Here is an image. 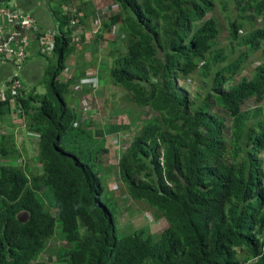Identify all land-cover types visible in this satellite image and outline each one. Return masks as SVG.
Instances as JSON below:
<instances>
[{"label": "trees", "instance_id": "obj_1", "mask_svg": "<svg viewBox=\"0 0 264 264\" xmlns=\"http://www.w3.org/2000/svg\"><path fill=\"white\" fill-rule=\"evenodd\" d=\"M110 1L115 10L94 24L102 41L112 37L109 82L146 114L131 121L142 125L118 158L123 187L118 195L108 188L113 171L99 154L109 151L77 123L72 101L100 81L66 68L71 31L54 10L60 27L46 91L8 82L0 97V119L15 115L38 136L32 160L40 166L18 164L15 144L4 146L0 134V264H46L45 252L54 264H264V104L243 108L264 99V0H232L236 17L228 0ZM218 7L226 46L212 16ZM258 51L250 77L234 80ZM70 135L74 145L63 142ZM124 196L153 210L166 229L121 230Z\"/></svg>", "mask_w": 264, "mask_h": 264}, {"label": "rangeland", "instance_id": "obj_2", "mask_svg": "<svg viewBox=\"0 0 264 264\" xmlns=\"http://www.w3.org/2000/svg\"><path fill=\"white\" fill-rule=\"evenodd\" d=\"M229 1V7L228 9L232 12V17L238 16V11H236L232 0ZM219 7L216 8L213 12V17L218 20V23L220 25V36H221V45L226 46L228 42H225V40L228 39L227 35V20L225 19L224 13L219 11ZM115 9L113 8V11ZM98 19V18H97ZM251 21L245 19L244 25L245 29L251 30L252 26L250 25ZM255 29L260 28L259 20L256 21L254 24ZM241 37H244V31L240 35ZM112 37L107 36V39H111ZM104 50H102L104 55L109 54L107 50V46H102ZM109 48H111L109 46ZM242 52L236 53L234 56L230 58V60H233L235 58H238L241 55ZM53 60H55V57H51ZM257 59H262L261 52H254L252 53L249 58L246 60L245 63V70L241 73V75L238 77L239 80L242 77H250V73L253 70L252 63L253 61ZM95 78L99 80L100 78V85L98 84L95 87H92V91L88 94H83L84 96L80 97V99L76 98V100L72 101L73 108L76 111L77 118H78V125L80 123H83L85 127L91 128V132L94 138L100 139L101 143H103L104 147L108 149V153H101L99 154V158L101 159V163L103 166L109 167L112 169L113 173L111 174V179L108 180V188L110 190L116 191V194L118 195L122 189L118 182L117 175L114 174V171L117 170V162L120 153L123 151L125 147L129 145L131 142V137L134 135V133L137 131L139 126L142 125L141 121H138L135 125H131V121L137 116H141L144 118L146 116L145 111L143 109H139L135 107V104L128 98H125V96L119 92L118 86L112 84L109 86L108 84L104 86V83L109 81V76L107 73H95ZM93 79V78H92ZM100 88H99V87ZM193 85L189 87L192 91ZM39 92H45V86L44 84H39V88L37 89ZM106 92V93H103ZM103 93V94H102ZM67 103L69 104L70 98L67 96L66 98ZM264 99L261 102H256L253 99L248 100L243 105V108L245 110L251 109L253 107H256L257 105H263ZM70 106V105H69ZM220 115L226 119L227 125L229 126L231 121L228 115H226L223 111H220ZM5 117V116H4ZM7 117V116H6ZM4 118L0 119V133L3 134V139L5 141L4 146H9L11 143L15 144V147L17 149V153L14 154V156H17V163L21 164L22 166H30L32 167V172H34L33 168H36L38 171H40V166L37 165V163H33V160L36 157L37 149L35 141L38 139L37 137H33L32 135L28 134V131L24 128V125L21 126L20 132L17 128H14V126L11 124L13 119L18 118ZM15 123H18V121H15ZM92 124H94V127H91ZM17 125V124H16ZM21 125V124H20ZM13 126V128H12ZM123 127H128V132L126 134V137L123 141L121 138V132H123ZM19 133L26 139L21 140L19 138ZM28 136L30 137L29 139ZM70 138L65 137L63 142L67 145H74V140L71 137ZM228 136V137H227ZM227 139H229V135L227 134ZM104 138V139H102ZM103 141V142H102ZM31 144H30V143ZM77 143L85 144L87 143L86 139H79ZM27 152V153H26ZM261 158H264V154H261ZM123 200V201H122ZM126 197H120L119 201L122 202L121 211L119 213V216L117 215V223L119 224L121 230L123 231H131L133 228L136 227L137 229H145L146 231L157 234L159 232H162L166 229L167 223L165 220H155L154 216L152 215L154 212L151 210L146 209V211L142 212V209L139 208H146L143 204H139L138 206L135 204H132L130 201H125ZM138 203V202H136ZM148 208V207H147ZM150 209V208H149ZM58 244L66 245L65 242L59 241ZM67 246V245H66ZM48 247L53 248L55 247L53 244H50ZM48 248V251L49 249ZM40 263H46V264H54L53 261V255L49 252H45L39 257Z\"/></svg>", "mask_w": 264, "mask_h": 264}, {"label": "crops", "instance_id": "obj_3", "mask_svg": "<svg viewBox=\"0 0 264 264\" xmlns=\"http://www.w3.org/2000/svg\"><path fill=\"white\" fill-rule=\"evenodd\" d=\"M0 5L17 13L30 14L34 18V25L36 28V32L23 34V36L27 37V44H24L22 39H19L17 42V47L19 49H22L24 52L28 51L26 58L18 60L14 56H8L0 59L1 98L2 94L5 98V84L12 81L14 78H17L21 82V87L23 84L25 89H31L33 87L38 89L39 84H44L46 90L47 81L45 82V79L47 72L49 66L55 64V60L51 58L53 57L52 49L48 54H46L47 52L41 51V53H37L39 50L36 48L34 37L48 36L53 42L54 37L59 33L58 29L60 27L57 18L58 15L55 16L54 14V10L57 9L66 15L69 24L68 29L71 31L72 41L70 47L72 50L69 58L66 60V68L74 67L78 73L77 75H82V77L91 74L95 81H100V78L99 80L95 78V73L108 74L109 69L107 65L104 64L105 57L102 52V50L105 51L102 46H107V37H105V40L103 41L98 38V31L97 29L95 30L96 27L94 24L95 19H100L103 14L110 13L111 10H113L112 2L110 0H1ZM72 26L76 28L74 29ZM0 27L6 33H11L13 29L8 26L7 21L3 18L0 19ZM85 81L88 83H90V81L92 82L91 77L82 78V82ZM107 84L111 86L109 81L105 82L104 86ZM91 91H87L85 94H88ZM74 100H76V98ZM9 104L10 108L13 110L15 104L12 101H10ZM8 117H11V119L18 118L15 115ZM15 121H18V123H15ZM11 124L14 128L19 130L18 132H20V129L22 128L21 126H23V121L20 118L13 119ZM94 126L95 125L92 124L91 127ZM89 129L91 130V128ZM123 133L125 132L123 131ZM123 133L121 134V138L124 141L125 134ZM18 136L21 140H26L20 133ZM34 137L38 138L37 135ZM29 138L30 137L28 136L27 139ZM37 143L38 139L34 144L36 145V149Z\"/></svg>", "mask_w": 264, "mask_h": 264}, {"label": "built area", "instance_id": "obj_4", "mask_svg": "<svg viewBox=\"0 0 264 264\" xmlns=\"http://www.w3.org/2000/svg\"><path fill=\"white\" fill-rule=\"evenodd\" d=\"M1 18L5 19L8 26L13 29L11 33H6L0 27V59L14 56L18 60H23L26 58V55L22 49L17 47V42L19 39H22L23 43L27 44V37L23 36V34L36 32L34 18L28 13H17L0 5ZM34 40L36 41L37 50L41 52H47L46 54H48L53 48L52 39L48 36H37L34 37ZM10 82L14 90L21 86V82L17 78H14ZM1 96L4 98L3 94Z\"/></svg>", "mask_w": 264, "mask_h": 264}]
</instances>
